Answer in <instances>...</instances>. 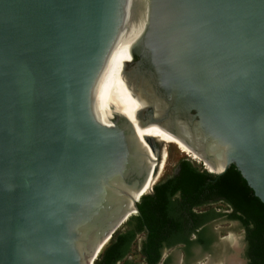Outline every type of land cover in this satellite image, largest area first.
I'll use <instances>...</instances> for the list:
<instances>
[{"label":"water","instance_id":"95a60500","mask_svg":"<svg viewBox=\"0 0 264 264\" xmlns=\"http://www.w3.org/2000/svg\"><path fill=\"white\" fill-rule=\"evenodd\" d=\"M188 148L264 203V0H0V264H92Z\"/></svg>","mask_w":264,"mask_h":264},{"label":"trees","instance_id":"16d2710c","mask_svg":"<svg viewBox=\"0 0 264 264\" xmlns=\"http://www.w3.org/2000/svg\"><path fill=\"white\" fill-rule=\"evenodd\" d=\"M232 167L213 174L188 157L179 158L177 171L155 182L149 193L139 197L138 213L130 215L110 236L93 264H136L129 254L140 233L143 238L137 253L144 264H156L161 249L176 243L182 244L186 254L193 245L205 249L211 241L206 224L221 215L236 221L243 230L246 264H264V203L237 169L229 171ZM217 201L228 212L212 207L196 209Z\"/></svg>","mask_w":264,"mask_h":264},{"label":"rangeland","instance_id":"374dc122","mask_svg":"<svg viewBox=\"0 0 264 264\" xmlns=\"http://www.w3.org/2000/svg\"><path fill=\"white\" fill-rule=\"evenodd\" d=\"M182 157L193 159V162L198 165V167L202 168L199 161L198 163L196 162L198 160L196 156L189 152V150H185L164 160L160 175L155 182L171 174L176 167L177 160ZM208 207L214 208L215 211L220 210L222 212H228V208L218 201L196 209L199 211ZM206 225L211 233V241L207 248L202 249L198 245H193L190 247L191 252L183 259V252L181 250L183 247L176 245L164 249L162 256L169 253L172 264H246V259L243 255V230L236 221L229 220L221 215L220 217L211 219ZM140 236L141 234L139 237ZM137 247L138 243H132L129 257L133 258L132 260H134L136 264H142L140 255L137 253Z\"/></svg>","mask_w":264,"mask_h":264},{"label":"bare ground","instance_id":"6f19581e","mask_svg":"<svg viewBox=\"0 0 264 264\" xmlns=\"http://www.w3.org/2000/svg\"><path fill=\"white\" fill-rule=\"evenodd\" d=\"M186 150H189V152L193 153L196 156L195 152H193L189 148L186 149ZM204 150L207 151V154H209V156H211V160L213 162L212 167L214 169L218 168V166L221 163V161H223L224 158L226 157V155L229 153L226 150H224L223 148H221L220 146H218V145H212V144H210V146L207 145ZM196 158L198 160H200L199 157L196 156ZM163 163H164V160L156 164L155 172H153L152 176L150 177V180L148 181V185L146 186V189L143 190L144 193L149 188V185L152 184L153 182H155V180L160 175V172L162 170ZM204 166L207 168V166L205 164H204ZM153 175H154V177H153Z\"/></svg>","mask_w":264,"mask_h":264},{"label":"flooded vegetation","instance_id":"af4514ba","mask_svg":"<svg viewBox=\"0 0 264 264\" xmlns=\"http://www.w3.org/2000/svg\"><path fill=\"white\" fill-rule=\"evenodd\" d=\"M191 159V158H190ZM193 160V159H192ZM198 161L199 160H197L196 162L198 163ZM200 163V162H199ZM203 168V167H202ZM177 171V168L175 167L174 168V170H173V172H171V173H175ZM198 229V228H197ZM141 234V236L139 237V235ZM140 234H138L137 235V237H136V239H135V241L138 243V247H139V243H140V240L143 238V234L142 233H140ZM194 236V235H193ZM182 246V244L181 243H176V244H173V245H171V246H166V247H163L162 249H161V255H160V259H159V261L156 263V264H163V262L165 261V264H172V260H171V256H170V254L168 253L167 255H164V256H162V252H163V250L164 249H168V248H171V247H173V246ZM182 250V257H183V259H185L186 258V253L183 251V249H181ZM191 252V251H190ZM190 252H188V253H190ZM93 264V263H92ZM142 264H144L143 262H142Z\"/></svg>","mask_w":264,"mask_h":264},{"label":"clouds","instance_id":"9594fccd","mask_svg":"<svg viewBox=\"0 0 264 264\" xmlns=\"http://www.w3.org/2000/svg\"><path fill=\"white\" fill-rule=\"evenodd\" d=\"M152 184H153V183H152ZM152 184H151V186H152ZM149 190L151 191V187H150V189H149ZM150 191H147V192H145V193H149ZM145 193H144V194H145ZM138 200H139V199H138ZM94 260H95V259H94Z\"/></svg>","mask_w":264,"mask_h":264}]
</instances>
